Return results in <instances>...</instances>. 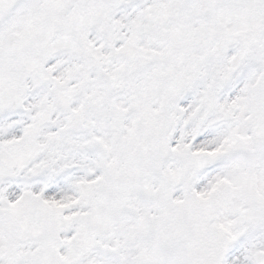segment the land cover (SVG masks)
Returning <instances> with one entry per match:
<instances>
[{"label": "snow or ice", "instance_id": "snow-or-ice-1", "mask_svg": "<svg viewBox=\"0 0 264 264\" xmlns=\"http://www.w3.org/2000/svg\"><path fill=\"white\" fill-rule=\"evenodd\" d=\"M0 264H264V0H0Z\"/></svg>", "mask_w": 264, "mask_h": 264}]
</instances>
